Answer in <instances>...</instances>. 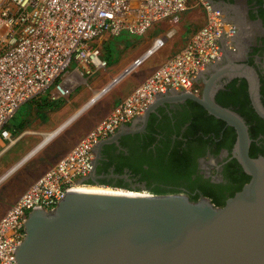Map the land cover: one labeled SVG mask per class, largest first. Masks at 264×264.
Instances as JSON below:
<instances>
[{
    "label": "built area",
    "instance_id": "obj_1",
    "mask_svg": "<svg viewBox=\"0 0 264 264\" xmlns=\"http://www.w3.org/2000/svg\"><path fill=\"white\" fill-rule=\"evenodd\" d=\"M190 2L205 18L187 43L120 99L0 217V264H15L14 251L25 239L24 224L31 211H51L67 189L83 186L79 182L91 174L100 142L144 116L158 97H200L199 75L236 50L234 25L208 0H0V144L8 143L2 151L19 139L9 125L22 106L69 95L60 83L68 68L86 77L106 69L108 62L98 47L105 36L126 32L143 37L159 22H176ZM163 46L164 40L156 39L101 95Z\"/></svg>",
    "mask_w": 264,
    "mask_h": 264
},
{
    "label": "water",
    "instance_id": "obj_2",
    "mask_svg": "<svg viewBox=\"0 0 264 264\" xmlns=\"http://www.w3.org/2000/svg\"><path fill=\"white\" fill-rule=\"evenodd\" d=\"M227 59L228 70L217 75L246 76L254 109L264 120L254 70L233 66ZM205 73L197 79L203 84L201 97L170 94L195 100L236 130L235 154L249 182L221 208L207 199L193 203L182 196L67 189L53 210L37 208L28 214L25 239L14 251L15 264H264V157L249 158L244 121L214 102L215 90ZM158 105L157 99L144 119ZM127 131L124 126L98 144L93 170L79 185L96 183L102 147Z\"/></svg>",
    "mask_w": 264,
    "mask_h": 264
},
{
    "label": "flooded vegetation",
    "instance_id": "obj_3",
    "mask_svg": "<svg viewBox=\"0 0 264 264\" xmlns=\"http://www.w3.org/2000/svg\"><path fill=\"white\" fill-rule=\"evenodd\" d=\"M208 2L234 25L236 50L211 65L203 77L212 83L214 102L244 121L249 158L264 157V120L254 109L249 80L230 73L217 75L228 70L227 58L233 66L251 67L264 108L262 0ZM199 84L203 91L201 80ZM158 101L147 118H137L127 126V132L102 147L94 174L96 183L89 185L182 196L193 203L207 199L214 207H223L250 180L236 158V130L195 100H179L170 94Z\"/></svg>",
    "mask_w": 264,
    "mask_h": 264
},
{
    "label": "rangeland",
    "instance_id": "obj_4",
    "mask_svg": "<svg viewBox=\"0 0 264 264\" xmlns=\"http://www.w3.org/2000/svg\"><path fill=\"white\" fill-rule=\"evenodd\" d=\"M193 6L194 3L190 2L188 11L182 14L176 22L162 21L149 30L148 34L152 35L151 37H168V46L165 49L154 56L151 61H145L139 68L126 75L115 87L103 95L98 102L86 108L74 121L72 120L60 135L37 151L25 166L0 184V217L50 165L68 152L96 123L105 118L108 105L105 104L106 101L109 103V99L116 96L121 97V95L130 92L156 68L157 62L167 56V49L171 46L175 48L179 43L186 41L204 23V12L200 8ZM140 40V37L129 35L126 32L113 37L107 43L109 59L106 69H101L92 76L86 77L75 72L74 67L71 66L60 80L62 86L69 90L67 97L56 98L55 100L47 98L49 100L47 106L42 107V110L36 104L22 106L11 119L9 125L10 130L15 132L14 136L16 138L19 137V139L6 151H2V149L3 145L6 146L8 143L1 141L3 144H0V177L26 154L33 151L43 141L44 133L55 130L60 124L77 113L82 108L77 107L79 102L84 101L87 97L94 96L102 90L108 84L107 73L110 75L116 74L118 72L117 69L121 68L129 60L128 58L135 51V45ZM101 45L104 46L105 43ZM16 125H23L22 133L19 134V131H17L19 128H16ZM95 187L110 188L123 191L122 193L128 191L125 194L129 195L141 193L125 188Z\"/></svg>",
    "mask_w": 264,
    "mask_h": 264
},
{
    "label": "crops",
    "instance_id": "obj_5",
    "mask_svg": "<svg viewBox=\"0 0 264 264\" xmlns=\"http://www.w3.org/2000/svg\"><path fill=\"white\" fill-rule=\"evenodd\" d=\"M199 29V28H198ZM197 29V30H198ZM150 31H148L147 33H146V35H144L143 37H140L141 38V40L135 45V51H133V54H131L130 55V57L128 58L129 60L126 62V63H124L122 66H121V68H119V69H117V73L116 74H114V75H110L109 73H107V81H108V83H110V81H112L113 79H115V78H117L118 76H120V75H122L131 65H132V63L135 61V60H137V59H139L151 46H152V43L156 40V39H163L164 40V46L159 50V51H157L154 55H152L151 57H149L146 61H151L152 60V58L154 57V56H156L160 51H162L163 49H165V47H167L168 46V37H159V36H157V37H151L152 35H149L148 33H149ZM196 32V31H195ZM195 32H193L190 36H189V38L186 40V41H184L183 43H179L175 48L173 47V46H171L169 49H167L168 50V54H167V56H165L161 61H159V62H157L158 64H157V66L156 67H158L159 65H161L166 59H168L170 56H172L174 53H176L177 51H179L186 43H187V41L190 39V37L195 33ZM111 39H113V37H107V36H105L104 38H103V43H105V45L104 46H102L101 44H103L102 43V41L101 42H99V45H98V47L100 48V51H101V56H102V58H104L107 62H108V51H107V43L111 40ZM102 47V48H101ZM151 73V72H150ZM150 73L148 74V75H150ZM147 75V76H148ZM146 78V77H145ZM145 78H143L142 80H144ZM108 85V84H107ZM117 85V84H116ZM115 85V86H116ZM138 85V84H137ZM136 85V86H137ZM114 86V87H115ZM135 88V87H134ZM133 88V89H134ZM132 89V90H133ZM131 90V91H132ZM101 91V90H100ZM99 91V92H100ZM130 91V92H131ZM130 92H128L127 94H123V95H121V97H119V96H116V97H113V98H111V99H109V103H107V101L105 102V104H108L107 105V115H109L110 114V112L112 111V109H113V107L117 104V102L120 100V99H122V98H124L125 96H127ZM98 93V92H97ZM96 93V94H97ZM95 94V95H96ZM94 95V96H95ZM90 96V95H89ZM94 96H90V97H87L84 101H81V102H79L78 103V108H85L86 106H87V104L90 102V100L94 97ZM103 96V95H102ZM102 96L101 97H99V99L96 101V102H98L101 98H102ZM95 104V103H94ZM106 115V116H107ZM105 116V117H106ZM60 121V120H59Z\"/></svg>",
    "mask_w": 264,
    "mask_h": 264
},
{
    "label": "bare ground",
    "instance_id": "obj_6",
    "mask_svg": "<svg viewBox=\"0 0 264 264\" xmlns=\"http://www.w3.org/2000/svg\"><path fill=\"white\" fill-rule=\"evenodd\" d=\"M119 83V82H118ZM117 83V84H118ZM115 86V85H114ZM112 86L110 88V90L114 87ZM107 93V92H106ZM105 93V94H106ZM101 91L98 92L93 98V102L90 103L88 106H86L85 108H81L77 113H75L70 119H68L67 121L63 122L62 124H60L57 128H55V130L48 132V133H44V139L42 142L39 143V145L33 150L31 151L29 154H26L17 164H14V166H12L9 170H7L1 177H0V184L3 183L5 180L9 179L11 176H13L16 172H18L23 166H25L26 163H28L33 157L34 155L37 153V151H39L40 149L44 148L48 143H50L55 137H57L58 135H60L65 127H67L70 122L78 117V115H80L82 112H84L86 110V108L90 107L92 104L96 103V101L99 99V97H101ZM104 94V95H105ZM77 189H82V190H92V191H101V192H108V193H113V194H118V195H128V196H136V195H129V194H125L126 192L122 193L121 191L118 190H113L110 188H103V187H95V186H78Z\"/></svg>",
    "mask_w": 264,
    "mask_h": 264
},
{
    "label": "trees",
    "instance_id": "obj_7",
    "mask_svg": "<svg viewBox=\"0 0 264 264\" xmlns=\"http://www.w3.org/2000/svg\"><path fill=\"white\" fill-rule=\"evenodd\" d=\"M49 100L47 99V98H44V99H42V100H40V101H38V102H35V103H32V104H36L37 105V107L40 109V110H42V107H46L47 106V102H48ZM30 106H32L31 104H30ZM41 114V113H40ZM39 114V115H40ZM16 128H19L17 131H19V134L20 133H22V131H23V125H16ZM13 134H15V132H13Z\"/></svg>",
    "mask_w": 264,
    "mask_h": 264
}]
</instances>
